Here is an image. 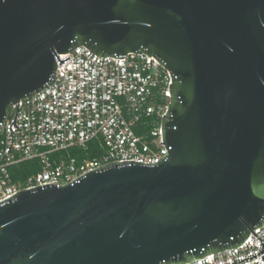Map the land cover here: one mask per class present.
<instances>
[{
    "label": "water",
    "instance_id": "95a60500",
    "mask_svg": "<svg viewBox=\"0 0 264 264\" xmlns=\"http://www.w3.org/2000/svg\"><path fill=\"white\" fill-rule=\"evenodd\" d=\"M79 45L170 69L169 155L0 202V264L186 263L263 225L264 0H0V126Z\"/></svg>",
    "mask_w": 264,
    "mask_h": 264
},
{
    "label": "built area",
    "instance_id": "2783aa9c",
    "mask_svg": "<svg viewBox=\"0 0 264 264\" xmlns=\"http://www.w3.org/2000/svg\"><path fill=\"white\" fill-rule=\"evenodd\" d=\"M69 55L61 64L56 58L54 79L11 105L0 126V202L39 185H68L112 162L157 163L169 155L163 117L172 103L170 69L145 52L101 58L79 45L59 54ZM72 148L85 156L72 155ZM29 160L41 169L15 181L11 167ZM252 230L237 247L175 264H229L256 255L264 249V223ZM233 264H264V251Z\"/></svg>",
    "mask_w": 264,
    "mask_h": 264
},
{
    "label": "trees",
    "instance_id": "16d2710c",
    "mask_svg": "<svg viewBox=\"0 0 264 264\" xmlns=\"http://www.w3.org/2000/svg\"><path fill=\"white\" fill-rule=\"evenodd\" d=\"M90 146H91L89 151L90 156L96 155L98 153V150L95 148L94 143L91 142ZM70 153L74 156H77L78 158H82L83 156H85V152L77 148L70 149ZM40 169L41 166L38 160H29L11 167V173L15 181H20V180H24L31 173L37 172Z\"/></svg>",
    "mask_w": 264,
    "mask_h": 264
}]
</instances>
